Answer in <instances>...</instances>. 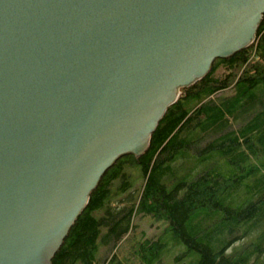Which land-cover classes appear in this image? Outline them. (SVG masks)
Listing matches in <instances>:
<instances>
[{"label":"water","instance_id":"water-1","mask_svg":"<svg viewBox=\"0 0 264 264\" xmlns=\"http://www.w3.org/2000/svg\"><path fill=\"white\" fill-rule=\"evenodd\" d=\"M264 0H0V264H50L180 88L254 40Z\"/></svg>","mask_w":264,"mask_h":264},{"label":"trees","instance_id":"trees-1","mask_svg":"<svg viewBox=\"0 0 264 264\" xmlns=\"http://www.w3.org/2000/svg\"><path fill=\"white\" fill-rule=\"evenodd\" d=\"M144 218L162 225L158 235L137 231ZM169 256L264 264V12L252 42L180 88L142 153L107 168L50 264Z\"/></svg>","mask_w":264,"mask_h":264},{"label":"rangeland","instance_id":"rangeland-1","mask_svg":"<svg viewBox=\"0 0 264 264\" xmlns=\"http://www.w3.org/2000/svg\"><path fill=\"white\" fill-rule=\"evenodd\" d=\"M221 72V69L218 70V74ZM229 92V90H223L218 92V94H225ZM180 93H178V96ZM137 223L139 224L137 231L140 232L143 230L146 236H156L162 230V225L158 222H150L148 218L144 219H137ZM183 262H187V258L181 257L180 259H176L175 256H169L167 259L164 260L162 264H183Z\"/></svg>","mask_w":264,"mask_h":264}]
</instances>
